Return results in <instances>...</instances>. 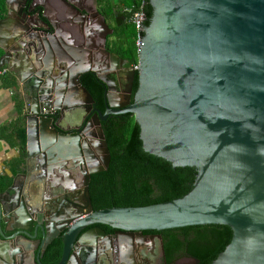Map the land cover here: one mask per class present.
Masks as SVG:
<instances>
[{
  "label": "water",
  "instance_id": "1",
  "mask_svg": "<svg viewBox=\"0 0 264 264\" xmlns=\"http://www.w3.org/2000/svg\"><path fill=\"white\" fill-rule=\"evenodd\" d=\"M6 3L8 15L0 19V67L17 75L27 154L19 173L0 192V243L16 236L39 242L40 228L42 248L59 234L63 240L57 264L68 263L77 239L102 244V252L119 262L144 245L164 250L161 234L147 230L223 224L232 229V239L210 264H264V0H150L153 14L146 25L143 10L138 24V67L129 73L122 104L113 101L123 93L109 80L108 61L125 60L106 48V35L93 44L87 35L77 45L33 21L39 14L31 6L26 9L27 0L21 21L12 17L11 0ZM59 68H65L61 74ZM88 71L106 85L105 112L94 107L81 80ZM125 112L134 113L147 152L174 167H195L197 176L180 197L93 211L91 175L106 170L111 160L102 120ZM69 119L81 124L67 127ZM83 145L90 165L83 164L78 182L65 168L69 152H79ZM39 154L42 176L68 173L83 194L81 202L68 199L70 209L58 206L51 235L47 223L39 226ZM47 185L56 186L59 194L64 191L58 189L60 183ZM94 224L117 232L107 234L96 225L79 236Z\"/></svg>",
  "mask_w": 264,
  "mask_h": 264
},
{
  "label": "trees",
  "instance_id": "2",
  "mask_svg": "<svg viewBox=\"0 0 264 264\" xmlns=\"http://www.w3.org/2000/svg\"><path fill=\"white\" fill-rule=\"evenodd\" d=\"M131 5L133 9L130 15L144 10L148 16L146 25H149L153 14L150 0H135ZM5 12L6 2L0 0V18ZM118 32L122 40L113 50L128 60V63L138 64L135 25L131 22L129 26L120 28ZM1 53L0 49V55ZM0 80L8 86L17 85V80L12 75L3 76ZM82 82L96 103L104 109L106 90L104 82L94 72L85 73ZM137 86L138 72L136 71L134 91ZM22 103V100L20 104L18 103L17 119L0 128L2 137L12 142L17 140L20 144L22 152V157L18 161L20 167L26 155V126L22 114ZM102 127L111 160L106 170L91 175L90 195L94 209L148 205L180 197L191 190L197 176V169L192 166L174 167L167 159L147 152L143 148L141 128L134 113L111 114L102 121ZM10 184V178L0 177V192L5 191ZM145 232L162 235L165 264H172L181 256L195 257L199 259L197 264H210L230 243L233 235L230 226L223 224L192 225Z\"/></svg>",
  "mask_w": 264,
  "mask_h": 264
},
{
  "label": "flooded vegetation",
  "instance_id": "3",
  "mask_svg": "<svg viewBox=\"0 0 264 264\" xmlns=\"http://www.w3.org/2000/svg\"><path fill=\"white\" fill-rule=\"evenodd\" d=\"M135 0H27L26 9L28 7L35 8L34 11L39 14V20L32 17V20L39 22V26H44L46 30L51 32H57L58 36L65 40L75 41L77 45L86 41L87 35H90V39H93L91 44L97 43L101 40L103 35H106V48L113 53H117L114 48L122 40L118 30L122 27H127L132 22V16L130 15L133 9ZM6 2V0H5ZM25 4V0H11L13 19L22 20L21 9ZM33 4V5H32ZM73 4L78 6L80 10L73 7ZM36 6V7H35ZM10 5L6 3V12L0 18H4L8 15ZM32 13L29 12V15ZM44 21L52 24L53 26H45ZM41 29V28H39ZM96 41V42H95ZM68 53V57L72 54ZM118 54V53H117ZM73 56V55H72ZM121 57V56H120ZM123 58V57H121ZM125 63L121 61H115L112 58L108 61L109 80L118 92L123 93L122 97L118 96L113 101L119 104L126 103L127 97L125 95V89L129 86V73L135 65L128 63V60L123 58ZM66 69H69L68 63L64 64ZM65 69V68H64ZM62 69H56L61 74ZM70 70V69H69ZM92 71H88L89 73ZM84 75V74H83ZM82 75V77H83ZM81 77V80H82ZM114 78V81H112ZM135 80V79H134ZM68 82H70L68 80ZM106 86V85H105ZM134 85L132 88V99H134ZM80 103V102H79ZM94 107L101 109L103 112L107 109V102L105 97L104 109L100 107L96 101ZM127 113V112H125ZM117 113V115L125 114ZM111 115V114H110ZM109 115V116H110ZM108 118V117H107ZM106 118V119H107ZM105 119V120H106ZM103 121V120H102ZM81 124V120L72 121L69 119L64 123L67 127H78ZM89 143V137L85 140ZM84 144L83 141H81ZM86 146H81V150L78 152L72 150L69 152L70 157L65 169L72 172L73 176L78 178L82 176L83 164L89 166L90 161L87 159ZM41 155L39 154V226L42 223H47L49 227L48 233L52 234V224L56 222L55 215L57 213L58 206L61 203L65 204L63 208H71L72 203L68 200L80 201L83 199L82 193H77L73 181H71L70 174L57 172V175L49 174L46 172L45 177L42 176ZM84 161H82V159ZM92 162V161H91ZM50 178V179H49ZM47 182L60 183L58 189L64 190L60 194L57 191V187L47 185ZM90 188V186H89ZM76 189V191H75ZM80 198V199H78ZM92 201V199H91ZM93 211L99 210L94 209ZM25 218L28 216L25 214ZM99 225L107 234H115L117 228H114L107 224H94L84 228L79 236L90 228ZM146 233V232H145ZM160 234V233H157ZM8 236H12V233H8ZM78 236V237H79ZM162 236V235H161ZM19 236L13 239L6 240L4 243H0V250L4 251L3 259H0V264H57L60 262L63 252L64 244L60 237V234L52 238L51 242L46 248L41 247V230L39 228V242L37 240L30 241L22 238L23 241H19ZM163 239V237H162ZM61 243V244H59ZM60 247H59V246ZM164 246V243H163ZM103 245L100 243H80L78 239L73 244L71 251V259L67 264H165V250H162L159 245L154 247L152 245L142 246L138 248L128 259L118 262L114 257H109L108 252H102ZM55 260V261H54ZM191 264L193 261L186 256L178 257L172 264Z\"/></svg>",
  "mask_w": 264,
  "mask_h": 264
},
{
  "label": "crops",
  "instance_id": "4",
  "mask_svg": "<svg viewBox=\"0 0 264 264\" xmlns=\"http://www.w3.org/2000/svg\"><path fill=\"white\" fill-rule=\"evenodd\" d=\"M7 75H12L17 80L16 73L10 71ZM76 99L82 100L83 97L78 96ZM20 100H22V95L18 86H8L0 80V128L1 126L14 122L17 119L19 116L18 103L20 104ZM23 104L24 103H22V105ZM26 145L27 134L25 142V152L27 154ZM21 157L22 152L18 141L16 140V142H12L0 135V177L7 176L12 182L14 176H16L21 169V167L18 166V161ZM20 179H22V177ZM19 241H23V239L19 238Z\"/></svg>",
  "mask_w": 264,
  "mask_h": 264
},
{
  "label": "built area",
  "instance_id": "5",
  "mask_svg": "<svg viewBox=\"0 0 264 264\" xmlns=\"http://www.w3.org/2000/svg\"><path fill=\"white\" fill-rule=\"evenodd\" d=\"M131 18H132V23L135 25L136 30H137L136 44H137V48H138L139 41H140V29H139L138 24L143 19V10L133 13ZM137 67H138V64L135 65V68H137ZM9 72H10V70L7 67H1L0 68V78L7 75Z\"/></svg>",
  "mask_w": 264,
  "mask_h": 264
},
{
  "label": "rangeland",
  "instance_id": "6",
  "mask_svg": "<svg viewBox=\"0 0 264 264\" xmlns=\"http://www.w3.org/2000/svg\"><path fill=\"white\" fill-rule=\"evenodd\" d=\"M182 263H183V261H181V263H180V264H182ZM177 264H179V262H178Z\"/></svg>",
  "mask_w": 264,
  "mask_h": 264
}]
</instances>
